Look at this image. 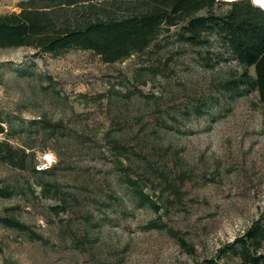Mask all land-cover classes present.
Returning a JSON list of instances; mask_svg holds the SVG:
<instances>
[{"label": "rangeland", "instance_id": "obj_1", "mask_svg": "<svg viewBox=\"0 0 264 264\" xmlns=\"http://www.w3.org/2000/svg\"><path fill=\"white\" fill-rule=\"evenodd\" d=\"M180 34L109 64L0 49V141L28 154L0 162V264H241L230 247L264 211V103L252 66Z\"/></svg>", "mask_w": 264, "mask_h": 264}, {"label": "trees", "instance_id": "obj_2", "mask_svg": "<svg viewBox=\"0 0 264 264\" xmlns=\"http://www.w3.org/2000/svg\"><path fill=\"white\" fill-rule=\"evenodd\" d=\"M17 8L0 13V49L89 50L109 64L144 51L161 27L180 26L187 44L215 42L230 59L252 66L248 84L264 103V5L256 0H21ZM27 156L24 149L0 141V162L25 169ZM11 194L9 187H0V196ZM263 243L264 211L229 251L241 264H264Z\"/></svg>", "mask_w": 264, "mask_h": 264}, {"label": "bare ground", "instance_id": "obj_3", "mask_svg": "<svg viewBox=\"0 0 264 264\" xmlns=\"http://www.w3.org/2000/svg\"><path fill=\"white\" fill-rule=\"evenodd\" d=\"M257 2H259L261 5H264V0H256Z\"/></svg>", "mask_w": 264, "mask_h": 264}]
</instances>
